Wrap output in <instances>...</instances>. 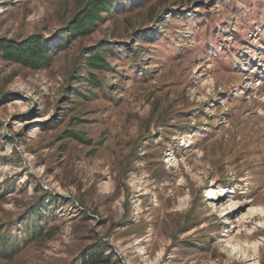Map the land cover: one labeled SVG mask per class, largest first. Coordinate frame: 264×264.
<instances>
[{"label":"rangeland","instance_id":"1","mask_svg":"<svg viewBox=\"0 0 264 264\" xmlns=\"http://www.w3.org/2000/svg\"><path fill=\"white\" fill-rule=\"evenodd\" d=\"M85 1L0 0V264H264V0Z\"/></svg>","mask_w":264,"mask_h":264},{"label":"trees","instance_id":"2","mask_svg":"<svg viewBox=\"0 0 264 264\" xmlns=\"http://www.w3.org/2000/svg\"><path fill=\"white\" fill-rule=\"evenodd\" d=\"M113 7V0H86L79 8L78 13H76L70 21L66 22L65 27L62 30L63 40H65V35L69 31H86L89 26L94 25L97 20L102 17V14L109 13L113 9ZM45 48V39L41 35L33 34L19 42H4L2 41V39H0V49L2 57L4 56V58L9 61L14 60V62H19L31 68L44 64L49 59V56L47 54L48 51H46ZM104 49L113 52V46H106ZM135 53H137V51H135ZM102 54V51H99V49L90 53L88 55L89 63L91 65H94L95 67L107 68L108 64L103 59ZM132 60L134 62L138 61L137 54H133ZM89 81L92 83V85L98 87L101 91H104L107 87L104 86L99 78H97L95 75H93ZM69 134L70 136H73L80 141L82 140L78 132L69 131ZM84 141L85 143L90 142L89 139H84ZM32 229L36 233L35 235H41L42 229L40 228L39 224L33 225ZM6 231H0V253H2L6 245L11 246L12 244V238L8 239L6 237ZM98 241L101 246L102 242L100 241V239ZM8 249H11V247H8ZM79 256L82 257L83 254H79ZM108 258L109 259L101 255L99 256V254H94L89 257V259L84 264H103L104 259V264H110V257Z\"/></svg>","mask_w":264,"mask_h":264},{"label":"bare ground","instance_id":"3","mask_svg":"<svg viewBox=\"0 0 264 264\" xmlns=\"http://www.w3.org/2000/svg\"><path fill=\"white\" fill-rule=\"evenodd\" d=\"M227 192H229V191H225V194L227 193ZM250 211H252V210H250ZM261 211V213H262V210H260ZM137 241H140V238H137ZM227 243H229V244H227L228 245V247H229V249L231 250V251H234V250H236L237 249V244H235V243H232L231 241H227ZM243 251V250H242ZM230 252V251H229ZM238 252V251H237ZM236 252V253H237ZM244 252V251H243ZM242 252V253H243ZM235 254V253H234ZM244 254V253H243ZM243 256V255H242ZM246 257V256H245Z\"/></svg>","mask_w":264,"mask_h":264}]
</instances>
